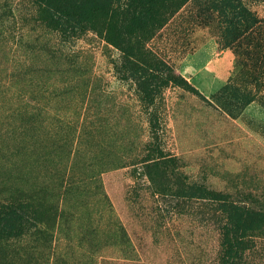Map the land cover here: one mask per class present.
Here are the masks:
<instances>
[{"label":"rangeland","instance_id":"1","mask_svg":"<svg viewBox=\"0 0 264 264\" xmlns=\"http://www.w3.org/2000/svg\"><path fill=\"white\" fill-rule=\"evenodd\" d=\"M112 8L138 17L118 46L107 6L101 35L64 39L0 0V203L37 204L47 231L0 261L223 264L225 214L173 176L264 211V0ZM246 237L237 264H264V232Z\"/></svg>","mask_w":264,"mask_h":264},{"label":"trees","instance_id":"2","mask_svg":"<svg viewBox=\"0 0 264 264\" xmlns=\"http://www.w3.org/2000/svg\"><path fill=\"white\" fill-rule=\"evenodd\" d=\"M114 1L119 0H32V3L35 7L37 21L41 22L50 32L57 33L64 39L65 37L68 39L85 35L88 30L101 35L100 23L97 20L103 12L104 6H107L109 9L106 12L110 20V23L107 24V28L110 30V36H107V40L114 46H118L117 42L121 43L124 36L115 34L114 31H119L123 27L127 31H131L132 26L130 24L132 25L138 20V17L135 16L134 18L131 13L127 15L126 10L125 16L131 17L130 22L127 23V17H123L120 21L114 20L112 8ZM169 166H171L170 161L165 159L164 156L158 155L147 168L161 169ZM148 174H150L149 171ZM173 177L178 185V190L181 191L182 195L179 197L182 198L183 202L192 198L207 200L217 204L220 211L225 214L227 222L223 226V231L230 239L227 241V248L224 249L225 255L221 258V261L223 264H237V251L244 249L241 247H246L251 243L246 234L264 232V211L259 210V208L244 207L242 204L230 201V197L223 193L214 192L202 185H194L176 176ZM36 205L22 203L16 199L0 203V258L3 259L5 251L12 242L21 239L25 235H39L44 242L46 241L47 231L38 229L37 225V221L44 219L46 214L43 209L38 210ZM39 206L41 205L39 204ZM46 229H48V225H46ZM0 264L11 263L0 261Z\"/></svg>","mask_w":264,"mask_h":264}]
</instances>
